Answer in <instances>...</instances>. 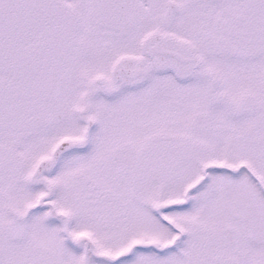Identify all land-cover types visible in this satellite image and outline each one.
Wrapping results in <instances>:
<instances>
[{"label": "snow or ice", "instance_id": "6c2138e0", "mask_svg": "<svg viewBox=\"0 0 264 264\" xmlns=\"http://www.w3.org/2000/svg\"><path fill=\"white\" fill-rule=\"evenodd\" d=\"M0 264H264V0H0Z\"/></svg>", "mask_w": 264, "mask_h": 264}]
</instances>
